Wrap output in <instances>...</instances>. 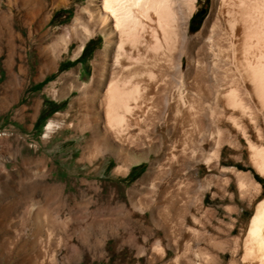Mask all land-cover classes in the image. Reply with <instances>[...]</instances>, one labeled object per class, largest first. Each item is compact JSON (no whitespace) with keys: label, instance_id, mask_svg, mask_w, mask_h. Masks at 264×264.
<instances>
[{"label":"rangeland","instance_id":"374dc122","mask_svg":"<svg viewBox=\"0 0 264 264\" xmlns=\"http://www.w3.org/2000/svg\"><path fill=\"white\" fill-rule=\"evenodd\" d=\"M96 2L0 0V264H208L217 253L230 263V251L237 248L233 246L254 216V206L264 198V177L247 155L236 165L260 183L258 193L249 183L242 192L231 174L226 185L219 179L217 195L206 194L201 209L191 208L194 196L136 197L134 218L144 217L149 236L137 233L133 239L120 225L131 210L126 196L87 190L83 178L93 167L120 191L148 171L147 161L137 160L113 179L116 159L104 157L102 139H92L86 130L89 102L81 88L90 82L93 62L107 45L93 16ZM213 2L199 0L193 34L203 28ZM81 35L86 38L83 47L73 56ZM27 36L35 56L31 64L25 58ZM43 49L60 54L54 65L43 66ZM84 68L87 74L79 76ZM73 70L78 83L69 80ZM51 120L57 124L54 130H48ZM91 149L99 151L93 166L88 162ZM146 204L161 209L150 215L141 210ZM114 229L122 240L111 236Z\"/></svg>","mask_w":264,"mask_h":264},{"label":"bare ground","instance_id":"6f19581e","mask_svg":"<svg viewBox=\"0 0 264 264\" xmlns=\"http://www.w3.org/2000/svg\"><path fill=\"white\" fill-rule=\"evenodd\" d=\"M198 5L199 0L96 2L93 16L107 36V45L93 62L90 82L81 88L89 102L86 130L92 139H102L104 157L116 159L113 179L126 174L137 160L147 161L148 171L124 191L117 190L95 167L83 180L89 185L87 190L128 198L129 215L118 220L133 239L137 233L151 234L142 226L143 216L134 218L136 197L194 196L191 208L201 209L206 194L221 191L220 183L225 184L231 174L239 188L249 183L257 193L261 189L250 172L236 164L245 154L264 177V0H214L203 28L193 34ZM84 38L80 36L73 56L79 54ZM59 41L65 40L61 37ZM23 44L31 64L35 56L29 52L30 36ZM47 49L41 54L43 66L54 65L60 57L55 49ZM73 71L69 80L77 79L76 83L88 72L84 68L74 76ZM55 126L51 120L48 130ZM96 152L88 156L90 166ZM230 162L234 166H226ZM221 178L223 182L216 185ZM177 181L182 185L177 186ZM160 209L147 205L141 210L154 215ZM254 209L240 241L233 246L237 248L230 251V263L217 253L208 264H264V198ZM111 236L122 240L115 229Z\"/></svg>","mask_w":264,"mask_h":264}]
</instances>
